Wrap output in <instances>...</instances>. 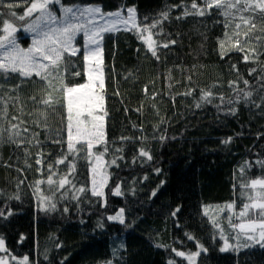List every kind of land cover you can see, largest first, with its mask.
Here are the masks:
<instances>
[{
  "label": "trees",
  "instance_id": "1",
  "mask_svg": "<svg viewBox=\"0 0 264 264\" xmlns=\"http://www.w3.org/2000/svg\"><path fill=\"white\" fill-rule=\"evenodd\" d=\"M191 2L61 0L65 7L99 6L104 13L118 10L126 13L128 7H135L140 26L151 24L162 10L170 12L168 20H162L158 28L152 29L153 33H159L153 39L160 44L176 41L167 48L159 47L158 59L137 38L135 29L103 34L102 95L108 113L105 117L108 151L103 160L109 173L103 198L91 195L90 165L83 158L86 153L81 152L75 161L76 170L69 177L75 188L66 186L55 192V211L37 210L35 182L44 181L39 186L40 194L52 196L46 183L50 174L48 166L52 165V171L57 173L53 177L57 181L67 173L72 160L70 156L64 164L55 163L67 151V112L60 105L55 113L48 109V128L38 127L34 121L45 123L39 117V110L44 108L39 103L45 95L39 87L43 82L34 85L29 81L18 91H11L20 81L0 80L4 84L0 99L7 102V116L0 119V127L19 125L21 136L17 139L22 141L20 147L0 145V192L3 193L0 209L4 210V216H0V238L6 249L0 251V257L6 258L7 264H17L24 257H28V264H107L109 260L112 264H169V261L188 264L173 249L188 254L198 251L197 243L206 252L197 257L196 264H264V249L259 246L220 252L224 241L211 219H217L229 243L237 245L231 238L235 233L228 225V212H222L221 207L235 202L238 210L244 202L240 196L241 182L262 175L257 161L264 160V102L261 101L264 92L260 81L264 75L261 71L264 39L257 41L255 37H264V31L260 30L264 25L258 22V27L252 30L245 51L234 49L226 41L227 54L221 59L219 41L225 39L226 31L231 34L240 21L234 20L226 29L227 21L216 9L209 10L210 15L177 19L184 11L180 5L190 8ZM7 4L16 5L11 11L18 14H23L29 6L26 0H0V20L11 19ZM52 10L58 13L55 7ZM244 31L247 29L242 28L241 33ZM25 36L24 31L18 33L23 45ZM74 43L81 51L72 58L76 66L69 71H80L81 75L66 74L65 83L69 86L87 82L80 34ZM252 48L261 54L258 59L245 62V52ZM251 69L256 71L250 75ZM32 80L37 78L33 76ZM52 84L59 88L60 81L53 80ZM202 90L211 91V102L197 107ZM246 91L253 92L248 103L242 99ZM52 95L60 104L64 103L61 92L52 91ZM32 96L36 99H30ZM238 98L240 102L235 103ZM229 100L234 103H228ZM257 104L261 106L256 107ZM233 107L237 109L236 115L228 114ZM13 116L19 119L13 120ZM20 120L25 123L20 124ZM23 128L29 131L25 133ZM229 137L232 141L225 145L223 141ZM57 139L65 143H54ZM118 148L122 151L117 152ZM141 149L152 159L140 156ZM94 151H103V147L97 145ZM37 159L43 163L36 164ZM26 161L30 166H26ZM245 164L249 168L242 174L240 169ZM117 186L120 195L113 194ZM80 187L88 190L77 193L78 200L72 199ZM17 193L18 200L9 199ZM177 208L180 211L173 216ZM206 208L208 214L204 215ZM121 209L124 224L108 220ZM186 234L194 239L189 240ZM114 249L118 250L115 255Z\"/></svg>",
  "mask_w": 264,
  "mask_h": 264
},
{
  "label": "snow or ice",
  "instance_id": "2",
  "mask_svg": "<svg viewBox=\"0 0 264 264\" xmlns=\"http://www.w3.org/2000/svg\"><path fill=\"white\" fill-rule=\"evenodd\" d=\"M29 5L23 14H18L15 11H11L16 5L7 4L6 7L10 10L7 14L11 19H2V33L0 34V80L8 81L12 79H18L19 84L15 85L11 91H18L23 84L31 81L34 85L38 84L42 91L45 92L43 98L39 101L44 105L43 109L39 110L40 120L45 121L43 125L39 121H34L38 127H42L45 130L48 128L47 121L49 119V111L51 109L53 113L56 112V106L66 109L67 112V151L62 154L60 158L56 160V164H64L68 157H72V160L68 163V171L62 175L57 181L53 180V177L57 175L52 171V165H49V175L46 183L52 190V196H46L41 193L39 187L44 181L37 180L33 188L34 195L37 198V210L49 213L56 210V203L53 201V196L56 191L65 189L66 186L75 188L70 176L76 170L75 161L80 158V153L85 152L83 157L90 165L89 171L91 173V195L94 197H103L104 191L108 180L106 173V165L103 163V157L107 153V140L105 133V117L108 115L105 109V97L102 95L104 91V73H103V58H102V40L103 34L114 31H131L135 29L137 38L142 40L147 46V50L151 52L153 57H158V48H167L169 44H175L176 41H168L160 44L153 39L154 35H159L158 32L153 33L152 29H156L160 26L162 20H168L170 18L169 10H162L159 14V18L155 19L151 24L140 26L137 24V9L135 7L127 8V16H122L121 11L115 12H102L101 7H84L83 9H75L73 7H65L61 5V0H26ZM55 5H60V17L57 16L51 10ZM184 8L181 16L177 19H183L189 15L193 16H205L210 15L211 9H216L218 13L224 16L225 28H229L234 20H239V23L235 24V28L232 33L225 32V39L219 41L221 59L227 54L225 42L227 41L232 47L238 51H245V45L250 43L249 36L253 29L260 25H264V0H192L191 7L187 5H180ZM34 13H38L35 19H29ZM247 14V15H245ZM101 19L108 18V22L104 24L96 23V17ZM20 23L17 24L16 22ZM117 25H122V28H118ZM26 33L32 34L31 44L27 48H22L17 43L16 33L20 28ZM247 29L241 33V29ZM264 31V27L260 29ZM78 33H83V62H84V75L87 76L86 83H80L73 86H69L65 83L66 74L80 76L81 72L76 71L70 73V68L75 67V61L72 59L76 57L81 51V48L77 46L76 37ZM145 33L148 35L145 37ZM235 37H241V39H235ZM257 41L264 39V37H255ZM256 48H252L245 52V62L249 60L258 59L259 55ZM90 64H94V67H89ZM235 67V66H233ZM256 69L250 70V75L255 72ZM264 73V68L261 69ZM35 76L37 80H32ZM59 80V88H54L52 81ZM260 81L262 82L261 91L264 92V75H261ZM245 85H248V81H244ZM233 82H230L232 87ZM4 84L0 83V90H2ZM62 93L63 104L60 101L55 100L52 95V91ZM190 95V93H185ZM211 91H203L200 97L201 103L196 106L201 107L203 103H210L212 97ZM253 97L252 91H246L243 93V101L248 103ZM18 99V97H17ZM30 99L35 100L36 97L32 96ZM241 98H238L235 103H239ZM223 100V97H221ZM261 101L264 102V95H261ZM228 103H234L229 100ZM0 104L3 105L0 108V119L7 116V102L0 99ZM256 107L261 105L257 104ZM237 109L230 108L228 114L236 115ZM13 120H18L19 117L13 116ZM63 119V117H61ZM23 120H20V124H24ZM23 132H28V128H23ZM5 133L7 135H5ZM59 135V133H57ZM33 136H38V133H33ZM21 136V129L19 125H10L9 128L4 129L0 127V145L12 144L16 147H20L21 142L18 137ZM122 139H128L122 137ZM163 139V138H162ZM27 140V137H25ZM232 138L224 140L225 145L229 144ZM31 143V140H27ZM57 144H63L65 141L57 139L53 141ZM100 145L103 147V151H94L95 147ZM117 152L122 149H116ZM28 154L27 152L25 153ZM140 156L147 157L151 160L152 157L144 149L140 150ZM93 160L95 163H93ZM36 164H42L41 159H37ZM26 166L27 161L25 162ZM115 163V159L112 161ZM262 175L256 178H252L247 181H242L240 188L242 189L240 196L244 200L242 206L237 210L236 203L230 202L221 207V211H227L226 217L229 227L235 233L232 239L237 241V245L229 243V237L225 235L223 228L217 219L211 218L213 227L219 230L220 239L224 241L223 246L219 249L220 252H227L229 250L239 251L240 248H253L259 246L260 249H264V160L257 161ZM249 165L245 164L241 167L240 171L243 174ZM19 171V169H18ZM159 172V169L156 170ZM163 183V182H162ZM88 189L85 187L76 188L72 195V199L78 200L77 193H84ZM114 195H120L119 186L116 187ZM3 193L0 192V196ZM153 196L156 195L154 191ZM19 194L10 196L9 199H19ZM61 198H64L62 196ZM68 211L67 208L64 209ZM180 209L177 208L172 215L175 216ZM208 214L207 208L204 211V215ZM11 215V212L8 213ZM0 216H4V210L0 209ZM6 218V217H5ZM108 220L118 221L120 224L125 223L124 210L121 209L116 215L109 216ZM239 221L235 223L234 221ZM189 240H193L194 237L190 234H186ZM244 240L248 243L241 244L240 241ZM123 245H121L122 247ZM156 247H160L159 244ZM167 247V246H165ZM198 251L185 254L182 251H175V255L184 258L188 264H196L197 257L206 252V249L199 243H197ZM0 251H6L4 247V240L0 238ZM118 250L114 249L115 255ZM12 259H16L12 257ZM0 264H7L6 258H0ZM17 264H28V257H24L23 260L17 262ZM107 264H112L109 260ZM169 264H173L169 261Z\"/></svg>",
  "mask_w": 264,
  "mask_h": 264
},
{
  "label": "rangeland",
  "instance_id": "3",
  "mask_svg": "<svg viewBox=\"0 0 264 264\" xmlns=\"http://www.w3.org/2000/svg\"><path fill=\"white\" fill-rule=\"evenodd\" d=\"M57 10H58V13H57V11L56 10H52L53 12H54V14L57 16V19H59V17H60V15H61V13H60V7H58V5H55L54 6ZM87 7H94V6H87ZM84 7H75L74 8V10L75 9H83ZM36 15H38V13H34L33 14V16L31 17V18H29L30 20L31 19H35V16ZM121 15L122 16H127V11H126V13H123V12H121ZM3 19H9V17H5V18H3ZM106 22H108V18H105V19H101L99 16H97L96 17V23H98V24H104V23H106ZM17 24H19L20 22L19 21H17L16 22ZM117 27L118 28H122L123 26L122 25H117ZM21 31H23V28L21 27L18 31H17V33H16V38H17V43L18 44H20V46L22 47V48H27L28 46H30V44H31V39H32V34H30V33H26V32H24V35H26L25 36V38H27L26 39V43L23 45L22 43H21V40L20 39H22L21 37H18V33L19 32H21ZM0 34H3L2 33V24L0 25ZM78 34H80L81 35V39H82V44H83V33H78ZM77 34V35H78ZM22 36V35H21ZM95 65L94 64H90L89 65V67H94ZM86 81H87V76H86ZM93 163H95V161L93 160ZM103 163L106 165V173H107V176H108V180H109V173H108V169H107V164L105 163V161L103 160ZM91 179H92V176H91V173L89 174V182H90V192H91V187H92V184H91ZM108 180H107V184H108ZM106 184V185H107ZM106 187V186H105ZM105 190V188L103 189V191ZM101 198V197H100ZM103 198V197H102ZM114 222H118V221H114ZM119 223V222H118ZM0 258H2V257H0Z\"/></svg>",
  "mask_w": 264,
  "mask_h": 264
}]
</instances>
